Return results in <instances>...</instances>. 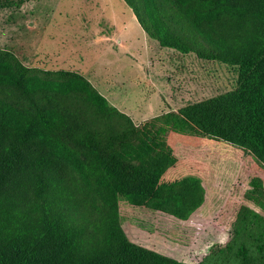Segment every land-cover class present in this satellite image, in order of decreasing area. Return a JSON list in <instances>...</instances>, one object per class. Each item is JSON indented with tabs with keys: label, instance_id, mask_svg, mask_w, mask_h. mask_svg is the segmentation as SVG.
I'll use <instances>...</instances> for the list:
<instances>
[{
	"label": "trees",
	"instance_id": "obj_1",
	"mask_svg": "<svg viewBox=\"0 0 264 264\" xmlns=\"http://www.w3.org/2000/svg\"><path fill=\"white\" fill-rule=\"evenodd\" d=\"M125 1L162 46L240 66L238 87L166 125L264 161V0ZM165 145L82 74L0 50V264H191L132 242L120 216L122 198L164 201L181 218L201 205L202 184L193 194L189 178L165 180L174 162ZM196 264H264V220L249 223L234 255L214 248Z\"/></svg>",
	"mask_w": 264,
	"mask_h": 264
},
{
	"label": "rangeland",
	"instance_id": "obj_2",
	"mask_svg": "<svg viewBox=\"0 0 264 264\" xmlns=\"http://www.w3.org/2000/svg\"><path fill=\"white\" fill-rule=\"evenodd\" d=\"M124 22L131 42L121 39ZM151 38L148 43L125 0H0V50L27 67L85 76L137 125L148 122L154 141L170 148L168 183L189 178L193 194L197 185L204 187L201 205L187 218L171 213L175 206L164 201L135 204L122 198L129 239L191 264L214 248L234 255L249 223L264 220V161L250 149L165 122L189 104L238 87L240 66ZM130 43L133 50L126 47Z\"/></svg>",
	"mask_w": 264,
	"mask_h": 264
},
{
	"label": "crops",
	"instance_id": "obj_3",
	"mask_svg": "<svg viewBox=\"0 0 264 264\" xmlns=\"http://www.w3.org/2000/svg\"><path fill=\"white\" fill-rule=\"evenodd\" d=\"M127 23L126 22H124V25H123V27H124V36H123V38H121V39H123V40H125V41H128V42H131L132 41V38H130V37H128L129 36V34L128 33H126V29H127ZM142 26V25H141ZM144 29V28H143ZM145 38L147 39V41H148V43H149V41H150V39H152L151 38V36L145 31ZM125 44V43H124ZM127 45V44H126ZM126 47H128V50H133V44H131L130 43V45H127ZM164 48V47H163Z\"/></svg>",
	"mask_w": 264,
	"mask_h": 264
}]
</instances>
